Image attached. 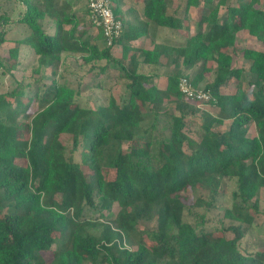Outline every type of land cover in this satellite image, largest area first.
Here are the masks:
<instances>
[{"label": "trees", "instance_id": "obj_1", "mask_svg": "<svg viewBox=\"0 0 264 264\" xmlns=\"http://www.w3.org/2000/svg\"><path fill=\"white\" fill-rule=\"evenodd\" d=\"M21 2L15 20L23 31L18 43L32 51L39 67H56L76 53L86 63H116L111 47L119 43L122 62H129L118 63L129 81L121 102L110 98L96 107L80 105L71 84L56 80L23 98L20 85L0 92V264H264V238L256 240L255 249L240 248L253 222L250 209H257L264 186V51L242 50L249 61L246 77L243 67L233 65L229 50L243 29L264 41V8L259 6L264 0H142V18L124 24L113 44L105 46L95 37L76 34L79 17L70 2ZM192 8L199 11L193 27L187 24ZM11 22L0 15V44ZM153 26L155 31L180 30L184 37L152 47L132 44ZM18 53L19 46L10 49V56ZM162 57L166 64L181 61L184 70L199 64L193 73L175 68L160 84L154 78L165 65ZM141 64L155 69L144 73ZM182 76L198 87L205 82L203 89L215 98L211 105L219 108L217 116H206L200 138L185 130V117L197 102L179 89ZM246 78L248 91L241 85ZM233 81L232 92L222 91ZM31 97L38 104L26 122L22 117ZM170 97L177 113L164 111L170 119L164 139L153 129ZM145 107L154 116L145 129L147 149L125 151L123 141L138 139ZM224 118L231 120L227 130L212 127ZM251 123L255 134L249 133ZM224 177L236 179L233 196L242 199L224 210L231 222L210 232L185 220L195 192L202 187L216 192ZM7 202L12 203L9 210ZM114 203L119 205L114 218L99 217ZM151 219L155 227H136ZM228 230L234 236L228 237ZM54 245L46 258L44 252Z\"/></svg>", "mask_w": 264, "mask_h": 264}, {"label": "rangeland", "instance_id": "obj_2", "mask_svg": "<svg viewBox=\"0 0 264 264\" xmlns=\"http://www.w3.org/2000/svg\"><path fill=\"white\" fill-rule=\"evenodd\" d=\"M68 1V0H64ZM71 1V0H70ZM88 1V0H87ZM229 3L237 4L240 0H228ZM80 6L73 7L79 17V25L76 28V34H85L95 37L100 46H105L106 43L103 40V35L98 29H94L91 24V18L88 8H86V0H81ZM260 7L264 8V2ZM225 6L220 7V13L225 11ZM73 10V11H74ZM22 12L21 0H0V15L6 14L12 22L7 26V33L5 40L0 44V92H8L14 89L17 85L21 87V97L26 94L34 95L37 89H45L52 80L57 82L70 83L74 88L76 95V101L82 106L96 107L100 104H108L110 98H114L118 103L121 102L126 94V84L129 79L125 76V71L121 68L122 62V46L119 43L112 45L111 51L114 57L118 60L116 63L108 64L106 59L98 61H92L86 63L79 53L67 54L62 58L59 65L56 67H39L33 60V53L27 46H22L18 43V38L22 37V25L15 23V20L20 16ZM199 11L197 8L190 10L191 21L187 24L193 27L195 20L198 18ZM187 25V26H188ZM68 27V26H67ZM155 28V26H153ZM195 30L191 29V32ZM155 32V34H153ZM184 36L180 30H173L169 28L154 29L150 35L141 37L138 40L135 39L134 44H144L149 47L156 42H169L177 43ZM15 46H19V53L17 57L10 56V49ZM247 48H254L264 51V41L257 36L251 34L248 30L239 31L235 44L230 47V53L233 55V65L241 66L245 70V76L249 77V61L242 57V50ZM162 62H166V58H161ZM129 60H123V64H127ZM195 64L193 69L198 67ZM106 67L103 70V67ZM175 68L179 72H188L184 70L185 67L182 62L177 64H166L159 68L160 74L154 78L157 83L165 84L166 75L172 73ZM177 70V71H178ZM140 71L144 73H150L153 71V67L148 65H142ZM183 72V73H184ZM209 79L211 76L208 77ZM247 78L243 79L241 85L247 91L249 90L247 84ZM205 82L199 83L200 87H204ZM235 88V82H230L222 87V91L232 92ZM188 102L191 103L188 99ZM27 110L22 117L26 122L30 120L34 113V110L38 104L36 98L31 97L28 101ZM196 106L195 111L188 114L185 117V130L186 132L196 138H200L199 135L202 132V124L208 114L217 116L219 108L211 104H194ZM174 98H166L162 108L160 110L159 119L153 129L154 134L159 135L161 138H168L170 133V119L164 114V111L171 113H177L175 109ZM146 119L142 121L140 127L137 129V140L135 141H123V147L125 151H130L135 154H140L146 151L147 142L145 140L146 130L150 129L153 123V112L147 110L145 107ZM231 120L224 118L222 122H214L212 127L214 129L225 131L228 129ZM256 127L254 123L249 126V133L255 134ZM108 176H112L113 172L108 170ZM237 188V181L234 177H224L221 179L220 186L216 192L208 191L205 188H199L193 197H191V203L189 209L185 211V220L195 224L199 229L206 231H214L215 229L228 225L231 221L224 217V210L231 208L234 203L242 204V199L239 196L237 199L233 196V191ZM192 196V193L189 192ZM199 196L203 202H199ZM258 207L250 209V216L252 217V225L246 231L245 235L240 240V248L244 250H252L257 246V239L264 238V186L260 188L257 195ZM253 200H251V203ZM12 206L11 202L5 204V210H9ZM119 209V205L114 203L110 209L103 210L99 217L105 220L114 218ZM155 219L142 220L136 224L137 228L147 229L149 227H155ZM227 236L232 237L234 233L231 230L227 231ZM126 246L131 247L132 243L127 242ZM55 245L50 251L44 252L46 258H50Z\"/></svg>", "mask_w": 264, "mask_h": 264}, {"label": "built area", "instance_id": "obj_3", "mask_svg": "<svg viewBox=\"0 0 264 264\" xmlns=\"http://www.w3.org/2000/svg\"><path fill=\"white\" fill-rule=\"evenodd\" d=\"M87 8L94 25L101 31L106 45H112L113 40L120 35L124 22L113 9L112 0H88ZM179 89L189 99L200 104H211L212 94L202 87L195 86L188 77L179 80Z\"/></svg>", "mask_w": 264, "mask_h": 264}, {"label": "crops", "instance_id": "obj_4", "mask_svg": "<svg viewBox=\"0 0 264 264\" xmlns=\"http://www.w3.org/2000/svg\"><path fill=\"white\" fill-rule=\"evenodd\" d=\"M62 1H64V0H60V2H62ZM68 2H70L72 4V8L73 7L79 8V6L81 5L80 4L81 0H71V1L68 0ZM86 4H87V0H86ZM113 5H114V8L116 9L118 15L123 18L124 24L126 26L129 24H137L139 19L142 18V15L144 12V4H143L142 0H113ZM86 8H87V6H86ZM74 12H75V10H74ZM153 29L154 28L151 27L146 35H150L151 31ZM146 35H143L141 37L144 38V37H146ZM141 37H137V38L132 39V44L135 46L144 45V44H134V42H133L135 39L138 40ZM138 60L141 61V58H139ZM142 65H148V66L153 67V71L155 69L154 66L151 64H141L140 67ZM153 71H151L150 73H152ZM194 71H195V68L193 69V67H192L188 70V73H193Z\"/></svg>", "mask_w": 264, "mask_h": 264}]
</instances>
